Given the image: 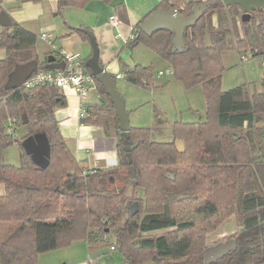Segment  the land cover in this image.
Wrapping results in <instances>:
<instances>
[{
  "label": "trees",
  "instance_id": "1",
  "mask_svg": "<svg viewBox=\"0 0 264 264\" xmlns=\"http://www.w3.org/2000/svg\"><path fill=\"white\" fill-rule=\"evenodd\" d=\"M87 1L57 0V7L83 6ZM194 4L206 8L185 28L181 51L171 50L170 29L146 34L138 24L130 45L150 47L185 84L201 85L206 118L172 123L173 138L185 143L183 152L172 140L161 142L152 137L164 122L157 115L152 128L130 125L128 137L121 139L113 103L93 77L99 101L88 105L87 113L79 119L116 138L118 166L108 169H84L69 150L54 116V108L65 104L56 87L3 86L15 63L37 59V68H45L46 61L38 60L35 33L14 19L9 26H2L0 264H36L39 253L78 238L85 240L89 251L114 245L128 264H264V7L251 10L249 17L241 20L239 34L237 4L159 0L157 6L187 15ZM114 10L120 21L128 22L123 2H116ZM85 28L72 30L87 39ZM234 45L250 47L252 54L263 56L260 90L251 91L246 83L220 88L223 53ZM121 72L128 83L140 86H149L154 76L151 64L138 62H122ZM110 75L114 82L115 74ZM15 130L19 136L13 135ZM36 132H43L50 146L43 168L33 163L20 145L24 137ZM134 141L136 145L130 148ZM14 143L21 149L17 165L1 158V151ZM171 166L174 176L168 178L165 175ZM134 201L137 211L130 215ZM226 208L234 212L236 224L226 240L234 238L236 244L205 263L207 234L225 218Z\"/></svg>",
  "mask_w": 264,
  "mask_h": 264
},
{
  "label": "rangeland",
  "instance_id": "2",
  "mask_svg": "<svg viewBox=\"0 0 264 264\" xmlns=\"http://www.w3.org/2000/svg\"><path fill=\"white\" fill-rule=\"evenodd\" d=\"M10 0H0V6H7L10 10H16L17 7H13ZM97 1V0H96ZM27 8L19 9L15 16L21 17V23L26 28L33 31L36 34V52L38 58H42L43 53L47 49V45L42 41L37 34L40 30L45 29V24L53 21L66 22V10L63 8H58L53 0H40L37 2H30ZM103 0H98L97 2H91L89 7H94L96 13L94 18L102 16L104 12ZM201 5V4H194ZM67 6V5H66ZM84 6V5H83ZM82 6H71L67 9H77ZM21 8V7H20ZM192 9V8H191ZM36 10H41V14L37 16L33 15ZM237 13L235 15L236 28L239 34H242L241 28V13L242 11L237 8ZM13 14V13H12ZM24 18H23V17ZM16 18V17H15ZM212 18H215V14H212ZM18 19V18H17ZM19 21V19H18ZM2 26L0 25V31ZM56 34V33H54ZM233 39L236 38L234 33L231 35ZM57 40V38H56ZM58 47V42L56 41ZM130 48H128V51ZM137 49V48H136ZM245 55L244 59L240 56ZM5 56V51L0 48V58ZM148 56L145 59L146 63L151 64L154 70V76L152 83L149 86H140L127 83L123 79H115L114 85L120 95L124 99L125 109L129 113V124L131 126H142V127H153L155 123V116H159L166 122L158 126V130L152 133V137L158 141H173L175 148L183 152L185 150V143L180 138H173L172 136V123H195L202 121L207 116V104L204 96V91L201 85H187L181 79L176 77L173 73H167L166 68L161 66L160 60L155 56L148 60ZM153 62V63H151ZM223 71L221 74L220 88L226 90L242 83H246L250 90H260V78L263 72V56L260 54H252L251 48L241 47L234 45L226 49L223 53ZM159 70L162 74H159ZM121 76V75H120ZM125 83V85H124ZM264 124V122H263ZM14 136H19V131L15 130ZM177 140H180L181 146L177 147ZM20 146L17 143L11 144L5 147L1 151V156L3 161L17 165L19 163ZM255 154V152H253ZM252 155V154H251ZM174 166L166 172V177L173 178L174 176ZM171 175V177L169 176ZM3 187L0 185V192H2ZM229 211L228 208L225 209ZM223 218L220 225L217 226L207 234V245L211 246L220 241H225L227 236L219 235L218 232L225 225H229L232 230L235 229V218L234 212L229 211L228 213H223ZM218 227V229H217ZM220 228V229H219ZM231 231V230H230ZM230 233V232H229ZM228 235V234H227ZM224 238V239H223ZM108 241H111V237H107ZM84 243L83 238H78L73 240L71 244L55 248L53 250L41 252L42 254L37 255V262H42V259L46 261V264L52 262L61 263L64 256H67L65 251L69 249H76L81 252L82 245ZM111 243H113L111 241ZM85 245V244H84ZM85 250L83 249V252ZM86 253V252H85ZM40 255V256H39ZM88 258L95 260V264H128L124 259L122 254L115 250L112 253L109 252V245H104L98 249L88 251ZM40 259V260H39ZM93 263V264H94ZM137 264H154L151 261H145Z\"/></svg>",
  "mask_w": 264,
  "mask_h": 264
},
{
  "label": "crops",
  "instance_id": "3",
  "mask_svg": "<svg viewBox=\"0 0 264 264\" xmlns=\"http://www.w3.org/2000/svg\"><path fill=\"white\" fill-rule=\"evenodd\" d=\"M53 1L57 5V0ZM97 1L88 0L84 6L77 9H67L69 8V5L63 6L66 10L75 11H66V22H63V20L62 22H49L45 24L46 28L40 30V32L44 30L51 32L55 45L57 41L58 47L64 48L67 51L79 53L81 61L84 64L85 60L91 54L90 42L88 38L85 39L80 36V34L72 30V27L83 26L89 28L93 32L98 45V63L104 69L110 70L113 74H115L117 79H123L121 72L122 62L127 64H133L135 62L143 64L146 63L143 61H145L147 56L149 57L148 60L155 56L160 60V62H162L161 66L166 68L167 73L172 72L168 62L158 57L150 47L141 43L135 44L133 46L130 45L132 38L130 36H133L136 24L139 26V23L142 19L147 17L152 10L159 8L157 6L159 0H112L111 2L104 3L103 15L94 18L96 10L94 7L90 8L89 4H91V2ZM118 1L123 2L126 6L128 22L120 21L117 17V14L114 10V4ZM9 2L15 5L13 7H17V9L15 8L16 10H10L7 8V6H1L2 9H4L9 15L10 20L14 19L22 25L21 17L15 16L14 13L24 7L27 8V6L31 4L30 2L32 1L10 0ZM40 12L41 10H36V12L31 16L40 15ZM110 15H116L117 19L115 21L110 20ZM39 33L37 34L38 37ZM45 44L48 46L46 42ZM128 48H130V51H128ZM49 54L50 49L48 46L43 53L42 58H38V60L46 61V58ZM159 71V74L161 75L162 71ZM57 89L64 95L65 104L63 106L54 108V116L57 120L58 128L64 138L66 145L79 164L84 169H108L118 166L115 146L116 138L114 136L104 135L99 126L80 122V99L72 87L65 86ZM98 101L99 95L96 89L91 91L83 99V102L86 106L90 104H96ZM165 122L166 121L164 120L163 123ZM220 223L221 221L218 223V226ZM233 231L234 229L232 230L229 225H225V227L219 230L218 236H225L229 234V232L231 233ZM83 249L85 250L84 252ZM115 250L116 249H109V252L112 253ZM88 251L89 250L84 240L81 252H78L76 249H69L65 251V253L67 252L68 255L63 257L61 263L52 262L49 264H93L95 260L88 258ZM37 264H46V261L42 259V262L39 261Z\"/></svg>",
  "mask_w": 264,
  "mask_h": 264
},
{
  "label": "water",
  "instance_id": "4",
  "mask_svg": "<svg viewBox=\"0 0 264 264\" xmlns=\"http://www.w3.org/2000/svg\"><path fill=\"white\" fill-rule=\"evenodd\" d=\"M225 6L231 4H239L241 7V20H245L249 17L250 11L256 8L264 7V0H222ZM204 5H195L187 15L181 14L177 9H162L156 8L152 10L147 17L141 20L139 28L146 34H150L157 29L167 28L173 32L172 47L171 50L181 51L185 44L183 33L186 27L192 25L195 19L205 10ZM11 23L9 15L4 9L0 10V24L3 26H9ZM84 32L87 34L90 46L91 54L85 60L84 65L89 69V73L92 77H96L99 80L105 92L109 95L110 101L113 103L116 116L118 118L119 138L125 139L128 137L130 128L129 113L125 109V103L123 97L116 89L112 77L111 71L104 69L98 63V45L96 43L93 32L85 28ZM37 59H30L25 62H17L13 65L12 69L8 72L3 86L5 88L19 87L26 77H28L34 70L37 69ZM45 68H57L63 66V61H56L55 57L49 54L44 64ZM172 73V72H170ZM24 117V122H26ZM137 141L131 145L133 148ZM20 145L23 151L29 155V158L33 163L40 167H45L48 163L50 146L46 135L43 132H36L34 134L24 137ZM181 146L180 140H177V147ZM129 156V153H127ZM171 177V175H169ZM137 211L136 202H132L129 206V213L133 215ZM236 244L234 238H228L225 241L217 242L214 245L209 246L204 251V262H211L220 256L227 253Z\"/></svg>",
  "mask_w": 264,
  "mask_h": 264
},
{
  "label": "built area",
  "instance_id": "5",
  "mask_svg": "<svg viewBox=\"0 0 264 264\" xmlns=\"http://www.w3.org/2000/svg\"><path fill=\"white\" fill-rule=\"evenodd\" d=\"M109 19L115 21L117 17L116 15H110ZM39 38L48 44L50 54L55 57L56 61H63V66L51 69L37 68L24 79L19 87L29 89L36 85L54 86L56 88L70 86L76 91L80 99L79 117L84 116L87 113V106L84 104L83 99L95 90V84L93 77L81 61L80 54L57 47L53 41L52 33L47 30L41 31ZM245 57V55L240 56L241 59ZM9 121H13V118ZM10 129L8 128V131ZM109 249H115L114 245H109Z\"/></svg>",
  "mask_w": 264,
  "mask_h": 264
},
{
  "label": "flooded vegetation",
  "instance_id": "6",
  "mask_svg": "<svg viewBox=\"0 0 264 264\" xmlns=\"http://www.w3.org/2000/svg\"><path fill=\"white\" fill-rule=\"evenodd\" d=\"M239 7H240V5L239 4H237ZM241 8V7H240Z\"/></svg>",
  "mask_w": 264,
  "mask_h": 264
}]
</instances>
